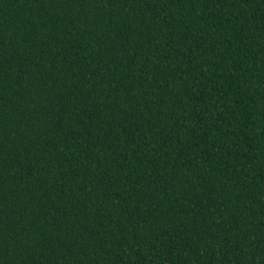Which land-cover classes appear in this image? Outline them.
I'll use <instances>...</instances> for the list:
<instances>
[{
  "label": "trees",
  "instance_id": "1",
  "mask_svg": "<svg viewBox=\"0 0 264 264\" xmlns=\"http://www.w3.org/2000/svg\"><path fill=\"white\" fill-rule=\"evenodd\" d=\"M0 264H264V0H0Z\"/></svg>",
  "mask_w": 264,
  "mask_h": 264
}]
</instances>
